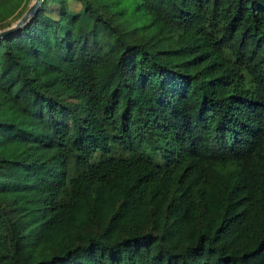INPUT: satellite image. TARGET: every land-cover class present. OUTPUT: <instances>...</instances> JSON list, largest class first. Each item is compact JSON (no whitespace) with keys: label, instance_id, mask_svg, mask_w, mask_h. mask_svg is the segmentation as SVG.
Here are the masks:
<instances>
[{"label":"trees","instance_id":"1","mask_svg":"<svg viewBox=\"0 0 264 264\" xmlns=\"http://www.w3.org/2000/svg\"><path fill=\"white\" fill-rule=\"evenodd\" d=\"M0 264H264V0H44L0 39Z\"/></svg>","mask_w":264,"mask_h":264},{"label":"water","instance_id":"2","mask_svg":"<svg viewBox=\"0 0 264 264\" xmlns=\"http://www.w3.org/2000/svg\"><path fill=\"white\" fill-rule=\"evenodd\" d=\"M44 0H32L23 14L9 27L0 30V39H4L17 32L24 26L39 10Z\"/></svg>","mask_w":264,"mask_h":264},{"label":"rangeland","instance_id":"3","mask_svg":"<svg viewBox=\"0 0 264 264\" xmlns=\"http://www.w3.org/2000/svg\"><path fill=\"white\" fill-rule=\"evenodd\" d=\"M31 1H32V0H29V4L31 3ZM29 4H28V5H29ZM28 5H27V6H28ZM75 8H77V6H76ZM14 22H15V21H11V22L9 23L8 26H11Z\"/></svg>","mask_w":264,"mask_h":264}]
</instances>
